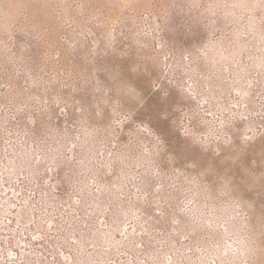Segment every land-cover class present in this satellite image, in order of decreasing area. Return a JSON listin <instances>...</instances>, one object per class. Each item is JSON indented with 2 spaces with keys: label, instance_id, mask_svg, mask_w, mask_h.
<instances>
[{
  "label": "rangeland",
  "instance_id": "374dc122",
  "mask_svg": "<svg viewBox=\"0 0 264 264\" xmlns=\"http://www.w3.org/2000/svg\"><path fill=\"white\" fill-rule=\"evenodd\" d=\"M0 264H264V0H0Z\"/></svg>",
  "mask_w": 264,
  "mask_h": 264
}]
</instances>
